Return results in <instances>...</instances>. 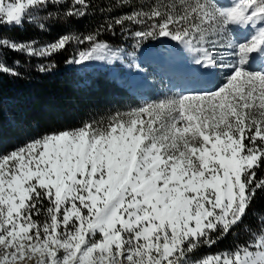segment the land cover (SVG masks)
<instances>
[{
	"label": "snow or ice",
	"instance_id": "snow-or-ice-1",
	"mask_svg": "<svg viewBox=\"0 0 264 264\" xmlns=\"http://www.w3.org/2000/svg\"><path fill=\"white\" fill-rule=\"evenodd\" d=\"M25 24L65 31L45 42L0 32V74H49L73 45L65 64L139 67L152 42L150 55H171L165 41L192 66L179 91L76 127L30 132L11 118L22 142L0 147V264H264V210L253 209L264 193V0H0V28ZM7 52L25 60L9 64ZM3 117L0 94V130ZM241 231L244 243L201 251Z\"/></svg>",
	"mask_w": 264,
	"mask_h": 264
},
{
	"label": "trees",
	"instance_id": "trees-1",
	"mask_svg": "<svg viewBox=\"0 0 264 264\" xmlns=\"http://www.w3.org/2000/svg\"><path fill=\"white\" fill-rule=\"evenodd\" d=\"M111 2L112 0H95L98 5ZM101 21L102 16L97 13L85 17L76 26L81 33H84L94 28ZM64 31V26L59 24L52 27L49 32L39 31L31 24H25L22 28H0V32L3 34L19 40H29L35 37L41 42L51 41ZM102 39H107L113 44L121 43L120 39L112 37L110 34L103 35ZM156 45H158L156 42H152L150 46ZM75 47L74 45L70 46L68 50L54 57L57 66L49 74L32 71L26 78L21 79L0 74V94H2L4 107L3 127L0 130V147L7 149L22 142L21 133L15 130L10 122L13 116L23 117L31 125L30 132H44L56 128L76 127L82 120L89 117L108 115L117 109L124 110L121 107V102L128 98V95L122 88L107 81L103 74L98 72L88 74L90 83L88 85L83 84V75H78L74 67L66 66L64 61ZM128 51H131L130 47H128ZM17 58L22 62L25 60L24 56L16 52H7L9 64ZM37 62L36 59L31 61L32 64ZM27 67L25 64L23 68L19 69L22 77L25 75ZM113 94L119 96L120 100H115ZM112 103L115 104L112 105ZM253 209L264 210V193L257 194V198L253 202ZM245 222L253 226L257 224L256 217L251 214L245 217ZM249 238L248 234L241 231L237 237L234 238L230 235L212 248H204L201 251L215 253L230 247L234 239L244 243Z\"/></svg>",
	"mask_w": 264,
	"mask_h": 264
},
{
	"label": "rangeland",
	"instance_id": "rangeland-1",
	"mask_svg": "<svg viewBox=\"0 0 264 264\" xmlns=\"http://www.w3.org/2000/svg\"><path fill=\"white\" fill-rule=\"evenodd\" d=\"M172 43H174V42H172ZM177 54H178L177 58L180 61H175L174 62V66L176 68L180 69L181 68L180 64L182 62H185V61H181V60H187V59L191 60V57L189 56V54H187L181 48H179ZM137 55H138V53H137ZM143 55H144V57H147V56L152 57L153 56V55L151 56L149 54L148 55L147 54H142L141 57ZM154 59H156V58H154ZM128 64H129V61H126V64L124 62L121 63V62L117 61V63L114 66L117 67V70L120 72V75L125 77L129 73V71H132L131 67H128ZM152 66H153V64L151 62L146 61V62H144V67H143L145 69L142 68L143 69V74H144V76L146 77V80H147L146 82L148 84H150L152 87H149V88H146V89H143V90H140V91L132 90L136 94L135 97L132 96V95L127 94L128 98H126L125 100H122V102H121V107H123L124 110H126L129 106H135V105L141 103L143 100H156V99L162 98L166 94H171V92L179 91L178 86H176V85L171 83V82H175L176 80H172L171 77L168 76L167 72L160 73L158 71H156V72L153 71L151 69ZM110 68H112V67L108 66V70ZM77 72H78V75L79 74L82 75L81 71H77ZM96 72L97 71H95L94 69L91 68V69L84 70V74L83 75H84L85 79L87 80L88 79V74H94ZM99 74H103V76L105 77V79L107 81H110L111 83H113L115 85V81L116 80H113V79L109 78L108 75H106V73H100L99 72ZM74 82H75V79H74ZM120 82L123 85H126L127 82H131V80L129 79V81H128L127 78L125 77V78H121ZM75 85H76V82H75ZM127 88L131 89L129 87V85H127ZM112 96H113V98H115V100H120L119 96H117L116 94H113ZM114 104L115 103H112V105H114ZM116 104H117V102H116ZM119 110H121V109H119Z\"/></svg>",
	"mask_w": 264,
	"mask_h": 264
},
{
	"label": "bare ground",
	"instance_id": "bare-ground-1",
	"mask_svg": "<svg viewBox=\"0 0 264 264\" xmlns=\"http://www.w3.org/2000/svg\"><path fill=\"white\" fill-rule=\"evenodd\" d=\"M228 2V1H227ZM142 54H144L143 52H140V54L138 53V55H136V60H135V62L137 63V61H139L142 57H144V55L141 57V55ZM149 54V53H148ZM147 54V55H148ZM150 55V54H149ZM152 56V55H151ZM148 57H150V56H148ZM153 57V58H152ZM152 57H150V58H152V59H154V58H156V60H158V61H161L162 60V58H159V57H157V56H152ZM155 60V59H154ZM115 63V62H114ZM113 64V63H112ZM107 65H109V63H107L106 61H92V62H86V63H84V64H82V65H78V67L79 68H84V67H90V66H94V67H97V68H103V67H105V66H107ZM66 66H69V64H66ZM180 66H181V68H184V67H186L187 65H186V63L185 62H182L181 64H180ZM180 68V69H181ZM178 70H179V68H177ZM134 70V69H133ZM136 71V67H135V70L134 71H131L133 74H134V72Z\"/></svg>",
	"mask_w": 264,
	"mask_h": 264
}]
</instances>
